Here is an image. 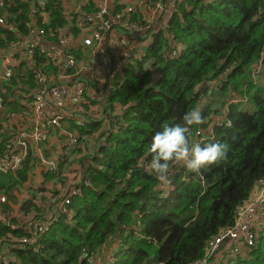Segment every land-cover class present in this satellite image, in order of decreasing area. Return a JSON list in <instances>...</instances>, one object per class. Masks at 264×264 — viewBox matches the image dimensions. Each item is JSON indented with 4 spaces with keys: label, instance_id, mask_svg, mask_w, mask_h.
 <instances>
[{
    "label": "trees",
    "instance_id": "16d2710c",
    "mask_svg": "<svg viewBox=\"0 0 264 264\" xmlns=\"http://www.w3.org/2000/svg\"><path fill=\"white\" fill-rule=\"evenodd\" d=\"M32 5L1 0L0 17L9 28L0 26V46L28 35ZM124 8L114 0L111 16H120ZM45 11L48 23H38L45 33L69 23L57 0H49ZM83 11L98 9L91 3ZM141 19L136 14L129 22L143 26ZM160 23L148 29L152 39L140 57L117 70L120 64L110 59L105 104L83 106L81 126L65 119L48 129L51 138L38 149L55 160L56 172L42 171L32 153L22 170L0 175V194L7 198L0 214L3 244L26 236L6 226L19 224L13 211L23 213L22 222L43 220L52 199L69 201L63 205L66 212L55 208L38 249H5L6 264H95L103 257L104 264H197L208 243L233 228L237 211L253 197L264 178V0H181L165 26ZM70 24L74 27L75 21ZM65 56L79 61L83 52ZM32 62L27 72L14 71L0 94V156L21 131L11 125V117L24 116L21 104L8 96L21 86L39 88L37 74L53 79L49 90L62 76L37 48ZM248 103L255 107L252 113L244 111ZM194 107L201 108L203 123L191 129L189 141L225 143V157L198 173L170 163V183L162 187L146 171L148 145L162 125L181 124ZM95 110L101 114L89 118ZM69 136L76 143L68 153ZM37 175L43 181H34ZM253 236L242 255L223 253L212 261L264 264V223Z\"/></svg>",
    "mask_w": 264,
    "mask_h": 264
},
{
    "label": "built area",
    "instance_id": "2783aa9c",
    "mask_svg": "<svg viewBox=\"0 0 264 264\" xmlns=\"http://www.w3.org/2000/svg\"><path fill=\"white\" fill-rule=\"evenodd\" d=\"M48 1L39 0L34 2L35 5H32L30 10L31 17L39 19L42 25L48 23V13L45 11ZM179 1L181 0L174 2L172 10L165 18L161 0H153L147 1L145 4L141 3L142 9H137L135 5L125 6L121 15L115 17L110 22L105 19V16L108 15L106 0H75L73 8V12L75 13L73 15L69 14L62 7L64 18L69 22L62 30L50 31L48 34L42 29L37 28L32 21L27 22L26 26L29 30L27 36L30 37V40L24 48V53L31 62L29 67L33 64L32 57L35 53V48L46 59L55 64L57 63L56 56L52 54L53 51H42L37 47L40 38L45 35L49 38L56 37L65 53L79 49L78 46L80 45L84 49V56L79 61L65 56V61L61 64L60 69L62 76L57 78L58 85L56 88L52 90L47 89L49 82H52L53 79L45 74H37L35 79L40 85L39 88L29 90L27 93L19 96L17 100L23 108L21 112L24 113V116H19V118L23 120V124L20 127V133L6 144V150L0 156V175L22 170V167L32 153L36 154L35 156L39 161L38 163L42 171L56 172L55 160L46 158L44 153L38 149L39 144L50 140L51 137L48 129L58 128L61 121L69 119L68 117L70 116H67V112L65 111L69 104L74 105L75 112L82 118L81 120H76L75 124L78 126H81L84 121L83 106H91L92 103L98 105L105 104L107 82L112 80V77L110 78L108 73V70L112 69L110 67V59H114L115 63L118 61V64H120L115 67L117 70L122 68L121 65L130 62L132 57H140L152 39L148 34V29L160 26L162 23H160V20L163 21V26H165L171 16V12ZM112 2L114 4V0ZM91 3H94L98 9L94 14L83 11V9L89 8ZM80 12L82 13L80 14ZM155 12L159 13L157 17H154ZM136 14L142 18L143 26L129 22V19ZM74 15L77 16L74 17ZM73 20L75 24L74 27H71L70 23ZM4 25L5 21L0 17V26ZM112 26H115L122 34L115 44L116 54L112 57L100 55L97 52L98 47L103 36L106 35ZM15 46L16 43L13 44L14 48ZM68 72L71 74L65 75ZM84 73L88 74L89 80L82 78ZM13 75V58L10 55H3L0 59V94L5 93L6 84ZM70 80L73 81L69 82ZM96 87L99 88V91L96 90ZM44 107L51 108L53 114L45 113L43 111ZM91 109L94 111L93 108ZM2 111L3 105L0 98V115H2ZM91 117L94 118L90 114L89 118ZM75 143L76 139L73 136H69L65 152L73 150ZM32 148L35 149L34 152H32ZM6 202V196L0 194V214H3L2 205L6 204ZM68 202V199L64 202H56L55 199H52L51 207L43 215V220H26L22 222L23 213L17 214L13 211L12 215L18 219L19 224L17 227H14L7 223L6 226L10 230L20 228L25 231L26 236L17 239L12 238L6 244H3V240L0 239V262L2 261L4 264L8 263V260L4 259L3 251L5 249H17L19 247L38 249L39 238L41 235L47 233L53 224L55 208H60L62 212H66L63 205L68 204ZM262 223H264V178L257 182L254 195L247 205L237 211L233 228L226 230L210 241L207 245L205 258L197 264H216L212 260L221 258L223 253L230 256L242 255L244 250L249 249L253 245L254 230Z\"/></svg>",
    "mask_w": 264,
    "mask_h": 264
},
{
    "label": "clouds",
    "instance_id": "9594fccd",
    "mask_svg": "<svg viewBox=\"0 0 264 264\" xmlns=\"http://www.w3.org/2000/svg\"><path fill=\"white\" fill-rule=\"evenodd\" d=\"M182 120L181 124L162 125L148 145L151 159L146 171L162 187L170 183V163H178L189 172L198 173L202 168L222 160L227 151V145L219 141H189L188 133L191 129L203 123L200 107L185 112ZM227 126H230V122Z\"/></svg>",
    "mask_w": 264,
    "mask_h": 264
},
{
    "label": "crops",
    "instance_id": "0c3cea01",
    "mask_svg": "<svg viewBox=\"0 0 264 264\" xmlns=\"http://www.w3.org/2000/svg\"><path fill=\"white\" fill-rule=\"evenodd\" d=\"M28 1H31V4H32L33 2H37L39 0H28ZM57 1L60 3L61 7L65 8L67 10V12L69 14L73 15V13H75V12H73L75 0H57ZM147 1H153V0H116V4L122 3V4H124V6L135 5L137 9H142L140 4L141 3L145 4V2H147ZM176 1L177 0H161V3L163 5V10L165 13L164 18L172 10V5ZM112 5H113L112 0H106V7H107L108 13H109L108 14V16H109L108 21H110V22H112L114 19L111 16ZM30 10H31V8H30ZM81 13L82 12H80V14ZM29 15H30V11H29ZM158 15H159L158 12L154 13V17H157ZM47 19H48V17H47ZM30 21H32L37 28H38V23L41 24L39 19L31 17V15H30ZM2 27L9 28L6 25V23ZM121 35H122L121 32L117 28H111L107 32V35L103 36L97 52L100 55H108V57H112L113 55H115L116 54L115 44L121 38ZM72 38H73V36H72ZM54 39H56V38H49L47 35H45L44 37L40 38V41H39L37 47L42 51H45V50L53 51L52 54H54L56 56V59H57V63L55 64V66L57 68H59V70H60L61 64H63L65 61V52H64L63 47L57 41V39L56 40H54ZM29 40H30L29 36L19 37L18 41H14V42L11 41L10 43H8V45L4 44V46H0V59L3 55H10L13 58V67H14V71L16 74L20 71L21 72H23V71L27 72L28 69H31L29 67L31 62L27 59V57L25 56V53H24V48L27 45V43L29 42ZM15 43H16V46L14 48L13 44H15ZM78 47H79V49H81L82 52H84V49H82V47L80 45ZM87 75H88L87 73H84L82 78L89 80L90 78H88ZM72 81L73 80H70L69 82H72ZM9 84L10 83H7L6 85H9ZM7 89H8V86L6 87L5 92ZM29 90L27 89L26 86H21V88L19 90L12 92V97L8 96V100L9 101H14V100L18 101L17 99L19 98V96H21L24 93H27ZM96 90L99 91V88L96 87ZM235 102L236 101H234V103ZM43 111L47 114H50V113L53 114V111H51V108H49V107H44ZM65 111L67 112V116H70V117H68L69 118L68 120H72L74 123L77 122L76 121L77 119L78 120L82 119L80 117V115L75 112V107L73 104H69L67 106V109H65ZM95 111H97V110H95ZM91 115L94 117H97L99 114L97 111V112H92ZM10 123H11V125H14V126L17 124V127L20 129V126L23 123V120L20 119L19 116H18V118L16 116H13L10 119ZM7 129H8V127H7ZM33 180L34 181H43L42 177L40 175H37V177H35ZM105 249H103V251ZM105 252L106 251H104L103 253H105ZM106 255H107V253L104 254V256H106ZM104 263H105L104 257L102 259L98 258L95 261V264H104Z\"/></svg>",
    "mask_w": 264,
    "mask_h": 264
},
{
    "label": "rangeland",
    "instance_id": "374dc122",
    "mask_svg": "<svg viewBox=\"0 0 264 264\" xmlns=\"http://www.w3.org/2000/svg\"><path fill=\"white\" fill-rule=\"evenodd\" d=\"M234 103V102H233ZM236 103V102H235ZM244 111H245V113H252L254 110H255V107L253 106V104H251V103H248V104H245L244 105ZM215 107H213L212 106V109H214ZM211 118H213V119H217L218 117H217V115L216 116H212ZM70 171H71V169H70ZM70 171H68V173L70 174Z\"/></svg>",
    "mask_w": 264,
    "mask_h": 264
},
{
    "label": "water",
    "instance_id": "95a60500",
    "mask_svg": "<svg viewBox=\"0 0 264 264\" xmlns=\"http://www.w3.org/2000/svg\"><path fill=\"white\" fill-rule=\"evenodd\" d=\"M72 31H74V29H72Z\"/></svg>",
    "mask_w": 264,
    "mask_h": 264
}]
</instances>
